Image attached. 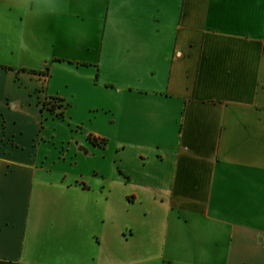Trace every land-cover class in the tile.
Listing matches in <instances>:
<instances>
[{
  "label": "crops",
  "instance_id": "obj_1",
  "mask_svg": "<svg viewBox=\"0 0 264 264\" xmlns=\"http://www.w3.org/2000/svg\"><path fill=\"white\" fill-rule=\"evenodd\" d=\"M91 21L131 78L126 179L40 152L43 59ZM0 264H264V0H0Z\"/></svg>",
  "mask_w": 264,
  "mask_h": 264
},
{
  "label": "rangeland",
  "instance_id": "obj_2",
  "mask_svg": "<svg viewBox=\"0 0 264 264\" xmlns=\"http://www.w3.org/2000/svg\"><path fill=\"white\" fill-rule=\"evenodd\" d=\"M95 26L93 21L87 24L85 30L89 38L81 40L90 43V49H83V43L78 40L74 49L61 50L57 56L53 55L52 58L43 59L42 67L50 79L48 93H51L50 96H57L55 97L57 101L63 104V115H55V112L61 108L44 109L39 140L40 152L41 155L49 153L48 159L56 160L67 151L68 143L71 142L75 146L76 140L79 143L86 140V151L91 153L88 158L90 166L97 165L109 175L123 176L126 179V175L118 167L121 161L125 159L128 152H130L128 160L139 159L137 146L132 144L129 150L122 155L116 147V141L119 138L118 129L123 126L122 118L132 104L128 96L130 92L124 86V82L130 81L131 78L128 73H123L113 67L109 56L103 57L106 60L101 65V72L97 70L98 52H95ZM97 44V49L100 50L99 40ZM50 58L51 60L48 61ZM46 62L47 65H45ZM132 90L135 91V89ZM87 135L97 136L102 139V142L94 143L90 138H85ZM106 142L111 143L109 150H106ZM73 158L72 152L69 151L67 157L62 159L67 164L71 163ZM77 170H82L81 166H78ZM123 186L124 184L121 185L123 189L129 187ZM119 191L120 187L115 186L114 201H116V192ZM113 199H110V207L114 202ZM125 202L128 205L125 204L126 206L122 209L123 217L117 219L118 223L122 222L121 224L134 219L133 212L140 208L128 199H125Z\"/></svg>",
  "mask_w": 264,
  "mask_h": 264
},
{
  "label": "built area",
  "instance_id": "obj_3",
  "mask_svg": "<svg viewBox=\"0 0 264 264\" xmlns=\"http://www.w3.org/2000/svg\"><path fill=\"white\" fill-rule=\"evenodd\" d=\"M58 99H56L55 97H51V98H48V104L47 105V109H51L53 107V105H56V104H59L60 102L57 101ZM55 108H58L57 106H55ZM62 111V109H59L57 112L55 113H60ZM93 136V135H92ZM89 138L94 141V143H101L102 142V139H100L99 137L97 136H89Z\"/></svg>",
  "mask_w": 264,
  "mask_h": 264
},
{
  "label": "trees",
  "instance_id": "obj_4",
  "mask_svg": "<svg viewBox=\"0 0 264 264\" xmlns=\"http://www.w3.org/2000/svg\"><path fill=\"white\" fill-rule=\"evenodd\" d=\"M55 106H57L58 108H61L63 109V104L62 103H59V104H56V105H53L52 109L55 108ZM56 116H62L63 115V110L60 112V113H55Z\"/></svg>",
  "mask_w": 264,
  "mask_h": 264
}]
</instances>
